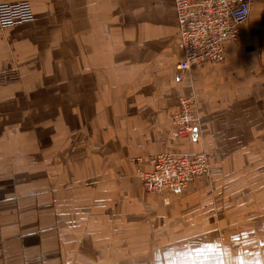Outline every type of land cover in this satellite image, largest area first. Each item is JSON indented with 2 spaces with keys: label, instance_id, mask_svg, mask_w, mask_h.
I'll list each match as a JSON object with an SVG mask.
<instances>
[{
  "label": "crops",
  "instance_id": "crops-1",
  "mask_svg": "<svg viewBox=\"0 0 264 264\" xmlns=\"http://www.w3.org/2000/svg\"><path fill=\"white\" fill-rule=\"evenodd\" d=\"M2 1L34 20L0 33V264H67L83 225L85 264H264V0L180 81L174 0ZM185 98L204 126L181 139ZM167 151L207 153L211 177L146 193L136 171Z\"/></svg>",
  "mask_w": 264,
  "mask_h": 264
},
{
  "label": "built area",
  "instance_id": "built-area-1",
  "mask_svg": "<svg viewBox=\"0 0 264 264\" xmlns=\"http://www.w3.org/2000/svg\"><path fill=\"white\" fill-rule=\"evenodd\" d=\"M255 1L174 0L183 44V59L176 66L179 81L187 71L227 58V46L240 39ZM33 20L34 12L29 3L0 0V33ZM6 71L4 66L0 67V76ZM195 103L194 98L181 99L180 108L172 118L171 126L181 139L194 135L204 126L203 118L194 110ZM147 164L148 169L139 167L136 176L148 194L179 197L196 178L209 179L212 175L210 157L204 152L167 151L150 156Z\"/></svg>",
  "mask_w": 264,
  "mask_h": 264
},
{
  "label": "rangeland",
  "instance_id": "rangeland-1",
  "mask_svg": "<svg viewBox=\"0 0 264 264\" xmlns=\"http://www.w3.org/2000/svg\"><path fill=\"white\" fill-rule=\"evenodd\" d=\"M264 42V29L262 28V34L260 37V44ZM136 188L138 189V191L140 193L144 194L143 201H145L144 199H146V202L148 204H152V206L154 208H156V204H157V200L155 197H153L155 200L152 201H148L149 200V196L146 195V193L143 191V188L140 185H136ZM139 196V193H138ZM157 196V195H156ZM139 198V197H138ZM141 201V202H143ZM139 216V215H138ZM155 219V218H154ZM85 225H83L81 228H79V230L70 233L69 235V239H68V245L71 249L70 254L72 255V259L68 260L67 264H85L82 262V260L80 259L81 253H82V244L85 240V238L89 235V230L88 229H83ZM154 247H155V235H154ZM153 264H165V261L157 259V258H153Z\"/></svg>",
  "mask_w": 264,
  "mask_h": 264
}]
</instances>
